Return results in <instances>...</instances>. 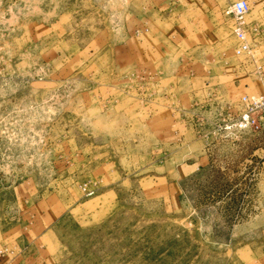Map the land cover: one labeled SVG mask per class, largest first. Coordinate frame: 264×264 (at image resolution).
<instances>
[{"label":"rangeland","instance_id":"1","mask_svg":"<svg viewBox=\"0 0 264 264\" xmlns=\"http://www.w3.org/2000/svg\"><path fill=\"white\" fill-rule=\"evenodd\" d=\"M147 5L0 0V218L27 263L264 264V130L236 124L264 88V4L250 54L229 3L216 47Z\"/></svg>","mask_w":264,"mask_h":264},{"label":"crops","instance_id":"2","mask_svg":"<svg viewBox=\"0 0 264 264\" xmlns=\"http://www.w3.org/2000/svg\"><path fill=\"white\" fill-rule=\"evenodd\" d=\"M149 10L154 12L159 16L160 20L164 22L166 27L162 31L166 32L167 38L175 37L176 35L180 38H192L194 44L200 47H207L209 45L205 43H213L214 47L218 43L215 35L219 33V16L220 11L223 7L234 0H146ZM249 4L255 6L256 3L264 4V0H248ZM147 28H145L146 30ZM141 29H136V32H140ZM158 32V28H148L146 31V41L145 47H152L156 43L155 35ZM158 34V33H157ZM171 36H170V35ZM143 33L137 35L133 34V39L135 37H145L142 36ZM149 35V36H147ZM207 38V39H206ZM218 38V37H217ZM142 39V38H141ZM144 39H142L143 41ZM162 40V39H161ZM163 42L165 40H162ZM220 41V40H219ZM159 42V41H158ZM168 40L165 41L167 43ZM162 43V42H160ZM203 44V45H202ZM202 45V46H201ZM148 48L149 49H153ZM141 51L139 54L143 55L146 51ZM241 86V85H240ZM247 88V86H244ZM238 90L234 88L233 94ZM255 90H249L240 94L254 92ZM260 92V91H259ZM255 93H258L255 91ZM240 98V97H239ZM7 231L6 227L3 226L2 219L0 218V264H33L26 262V256L23 252H26L25 246L21 244L20 235L11 236L10 233L5 234ZM35 264H44L35 262Z\"/></svg>","mask_w":264,"mask_h":264},{"label":"built area","instance_id":"3","mask_svg":"<svg viewBox=\"0 0 264 264\" xmlns=\"http://www.w3.org/2000/svg\"><path fill=\"white\" fill-rule=\"evenodd\" d=\"M250 10L248 0H234L225 9L232 16V32L237 38L236 53L250 54L251 44L247 39L246 14ZM242 105L236 124L254 131L264 130V88L258 93H245L239 98Z\"/></svg>","mask_w":264,"mask_h":264},{"label":"bare ground","instance_id":"4","mask_svg":"<svg viewBox=\"0 0 264 264\" xmlns=\"http://www.w3.org/2000/svg\"><path fill=\"white\" fill-rule=\"evenodd\" d=\"M250 93H253V92H250Z\"/></svg>","mask_w":264,"mask_h":264}]
</instances>
